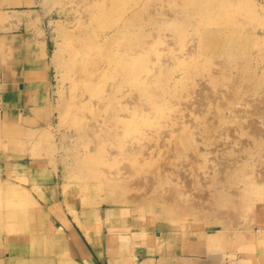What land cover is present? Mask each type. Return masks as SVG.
I'll use <instances>...</instances> for the list:
<instances>
[{
	"label": "rangeland",
	"instance_id": "rangeland-1",
	"mask_svg": "<svg viewBox=\"0 0 264 264\" xmlns=\"http://www.w3.org/2000/svg\"><path fill=\"white\" fill-rule=\"evenodd\" d=\"M78 24L99 33L93 95L70 89L67 35ZM111 37L113 53L136 65L133 84L130 76L122 83L120 70L107 62L103 44ZM34 62L43 63L48 87L32 118L5 120L0 88V248L10 251L0 264H75L72 243L64 247L45 222H64L97 264L78 224L94 225L96 216L104 236L108 223L119 239L138 231L132 223L152 221L143 245L120 244L117 255L128 264L135 253L152 254L163 233L196 235L201 249L203 232L217 234L218 249L232 252L221 259L233 254L244 264H264V192L247 193L253 179L264 188V137L254 140L245 128L249 123L264 132V0H36L27 11L0 13V84L25 83ZM35 87L26 89L33 94ZM23 106H10V115ZM206 121L215 123V144L199 140ZM110 126L120 132L115 140H107ZM183 128L199 138L177 158L164 154L172 163L164 167L169 179L159 177L143 196L135 182L155 170L162 176L157 166L164 161L155 154L162 142L164 150L173 146ZM131 131L145 137V153L133 156L139 175L127 187L121 174L136 149L127 142L136 136ZM144 161L154 162L147 168ZM190 204L196 207L181 211ZM34 211L42 215L32 218Z\"/></svg>",
	"mask_w": 264,
	"mask_h": 264
},
{
	"label": "bare ground",
	"instance_id": "bare-ground-1",
	"mask_svg": "<svg viewBox=\"0 0 264 264\" xmlns=\"http://www.w3.org/2000/svg\"><path fill=\"white\" fill-rule=\"evenodd\" d=\"M11 1L12 0H7V2L12 3ZM18 2H19V0H18ZM78 25L75 28V30H73L72 32H70L67 35L68 37H67L66 48H67V53H68V60L67 61H68V66H69L70 89H71V91H76L77 93L78 92L81 93V95H83V94H89L90 95V94L94 93L96 90V87H98L97 81H98V77L100 74L99 71H97V67H96V63H95V55H96L97 50L99 49V45H98L99 44L98 43V39H99L98 34L99 33L97 34L95 30H90V29L88 30L87 27L89 25L86 26V28H85V24H81V25H84V27L80 26V24H78ZM95 25L98 26L97 24H95ZM94 27H93V29H95ZM103 27L105 28V26H103ZM98 29H99V26H98V28H96V30L98 31ZM107 29H105V31H107ZM102 30H104V29H102ZM102 32L104 34V31H102ZM104 37H105V35H104ZM111 40H112V37L109 38L108 40H105V42L103 44L105 46H109L108 48H106L105 46L102 45L104 47V49H107L103 52L107 57V62L110 63L111 66H114L113 68H115V69L118 68L120 70V71H118L116 69L118 71V73L121 72V74H122L121 78H120L121 81H123L122 83H124L126 81V78L128 76H130L131 78H129L128 82L130 84H133V78L136 75L135 73H137L136 65H134L133 63L127 64L126 60L121 55H119L117 57L116 54L113 53V49H115L116 47L112 49V47H110V45H108V44H111V42H112ZM113 40H114V38H113ZM103 41H104V39H103ZM114 41H113V43H114ZM103 47H101V48H103ZM101 48H100V50H102ZM125 50H124V52H125ZM122 51H123V47H122ZM56 60L57 59L54 56V58L52 59V62L55 64ZM88 97H90V96H88ZM234 100H236V99H230V100H227V102H228V104H232V102ZM240 113H244V115L246 116L247 112L242 111ZM179 118H180V116H179ZM177 122H180V121H177ZM122 123H123V126L121 127V124H120L119 131L121 128H122L121 130H124V125L127 122H122ZM214 124L206 121L205 128L207 130V134L204 136L200 135L201 139H199L202 143H207V144H215L216 143V137L217 136L216 137L214 136V130L216 129ZM242 125H243V123H242ZM191 126L193 128L196 125L193 126V124H191ZM117 127H118V125H117ZM131 127L132 126L130 125L129 128H131ZM189 128H191V127H189ZM245 128H249L247 130V134L251 135L254 140H259L260 138L264 137V132H260L259 130H257L254 127V125H251L248 123ZM130 130H132V128ZM117 131L118 130H113V126H110L109 131L107 130V140L108 139L115 140L116 136L119 135V133L121 132L120 131L117 133ZM175 131H177V130H175ZM124 133H126V132H124ZM132 133L133 132L131 131V133H129V134H132ZM133 134L136 136H134V138H132L131 135L130 136L128 135V137H131L132 139L129 140V138H127V142H131L132 144H134L136 149H133V148L130 149V156L128 157L129 165L122 167V168H125L126 172L121 174L123 176V182H125L127 187L130 186V181H128L127 179H129L131 177H136L137 175H139L138 169L135 167V164L133 163V156L142 157V154L145 153V151H143V149H142L143 144H141L142 139H144L145 137L141 133L135 132ZM218 134H220V133H218ZM221 134L223 136V133H221ZM123 135H125V134H123ZM195 135H197V136L195 137ZM198 135L199 134L195 133L191 129H187V128L184 129L183 128L182 131H180V132H178V134L174 135L173 140L170 142L173 144V146L167 147V149L165 148V150H164L165 143L162 142L160 144V146L163 147L162 153L158 154V155L155 154V155L158 157L157 158L158 161H162V162L164 161L163 165L157 166L158 167L157 169H162V172H161L162 176H160V173H157V170H155L154 172L151 173L150 176L143 175L142 178L137 179V181L135 182L136 186H141L144 188L145 192L143 193V196L146 195L147 193H149L151 191V189H153L154 186L159 183V182L156 183V181L159 180L158 179L159 177H164V179H169L170 174L165 173L164 167H167V164H172V163H171L170 158L167 159V157H165L164 154L166 152L171 151V152H173V158H177V156H179L180 153H182V151L184 149H186V148L189 149L191 146H193L192 144L195 142L196 139L199 138ZM226 136H230V135L227 134ZM111 146L114 147L115 144H112ZM211 146H213V145H211ZM182 148H183V150H182ZM183 152H185V151H183ZM153 162L154 161H144V166L149 168V164H151ZM197 168H204V164H201ZM143 170H144V168H143ZM124 175H127V177H125ZM176 176H177V174H176ZM195 179H196V182H198V179L197 178H195ZM261 179H259V180H261ZM118 183H121V182H119L118 180H114V184L117 185ZM247 184L250 185V189H249V191H247V193L249 195L254 196V195L263 194L264 188L257 185V179L250 180V181H248ZM168 192L171 193L170 190ZM142 197L136 198L134 200L135 203L140 201L139 205L142 204L141 203ZM148 203H149V201H148ZM193 206L196 207V205L190 204V205L182 208L181 211L185 212L189 208H192ZM71 213L74 216V213L73 212H71ZM41 215H42V212L40 214V211H38L36 213L34 211V213L30 214V216L32 218H35V219H38L39 216H41ZM95 218H96V222L94 225L83 224L82 221H78V224L80 225L79 231L81 233L82 238L84 239L86 244L90 247V249L94 253L96 259L100 262L105 261V258H106L105 253L107 252V254L110 257L109 260L111 263V258H112L111 253L113 256H115V254H120V252H121V251H118L119 249L122 248L120 246V244L126 243V245H128V246L133 245V248H135L136 246L143 245L145 242L141 243V241H143L144 239H148L150 237V234H148V232L144 231V230H146V228L149 227L148 225L151 224V222H152L151 220L143 219L142 221L137 222L136 224L132 223V228L134 230H138V231L130 232L129 235L131 237L129 236V237H124V239H119L118 232H116L115 229H112V225H109L108 223H107V225H108L107 235L104 236V234L101 232V221H100L99 217L96 216ZM44 224L46 227H48L52 231V233H55L58 236L61 235L62 238L60 237L59 239H60L61 243H63L64 247L69 248L70 243H72L73 248L75 249L74 250L75 256L72 259L73 263H75V264H92L91 258L87 254H89L91 257H93V256L88 251L87 252L84 251V249H86V247L84 249L82 248V246L79 242L81 240H80V238L76 232H75L76 236L73 234H70V236H69L66 229H65L66 225L64 224V222H63V225H62V223H58V224H54L52 226L50 223H47V222H45ZM47 231H48V229H47ZM66 234L70 238V240L67 239ZM263 236H264V231L262 230L261 239L263 238ZM140 238H142L143 240ZM104 248H105V251H104ZM138 254L143 255V254H145V252L144 251L139 252ZM136 257H137V255L133 254V258L131 259L130 262L131 263L134 262V258H136ZM143 263L146 264V260H144ZM15 264H16V261H15Z\"/></svg>",
	"mask_w": 264,
	"mask_h": 264
},
{
	"label": "crops",
	"instance_id": "crops-1",
	"mask_svg": "<svg viewBox=\"0 0 264 264\" xmlns=\"http://www.w3.org/2000/svg\"><path fill=\"white\" fill-rule=\"evenodd\" d=\"M10 4L7 0H0V13L7 10H15V12L27 11L28 9H32L36 7V0H12ZM16 4H15V3ZM18 2V3H17ZM21 2V3H20ZM43 67V69L41 68ZM27 75L28 80L25 83H9L7 80L6 83L0 84V88L4 89L5 96L4 98V106L3 109L0 105V109L2 108L4 111V119L8 121H12L14 118L18 121H22V119L32 118L31 109L32 106H39L45 104V95L47 90V78L44 75V65L41 62H34L32 67H29L27 71L24 72ZM37 75V76H36ZM14 81V80H13ZM34 84L38 86L35 87V92L32 94L26 88L28 85ZM16 87L17 90H16ZM2 92H0V102L2 101ZM12 98L15 101H12ZM36 101V103H35ZM3 103V102H1ZM23 104L24 106L19 109V112L16 115H10V106H17ZM27 104V105H26ZM28 107V109L26 108ZM1 109V110H2ZM0 110V112H1ZM25 110H30V115L23 117L22 113ZM7 113V116H5ZM2 114L0 113V119ZM30 120V119H29ZM31 127V126H30ZM26 163V161H25ZM1 167V165H0ZM68 217V216H67ZM72 221V220H70ZM71 227L77 230L76 224L72 221ZM106 232V230H105ZM163 233V232H160ZM178 233L173 236L165 237L163 233L162 237L158 239L160 243L155 244L152 254L148 257L142 259L141 255L135 253L137 255L136 261L132 262L133 264H145L143 263L146 260V264H244L247 260H237L235 256L230 255L228 259H221L219 254L222 256L223 254H229L232 252H221L218 249V245L220 243L219 236L217 234H209L205 236V232H203V238L205 239V243H203L202 248L200 249V243H198V239L196 235H180ZM165 237V238H164ZM143 238V237H142ZM85 243V242H84ZM86 244V243H85ZM199 244V246H198ZM87 248L90 250V247L86 244ZM147 246V245H146ZM108 250V249H107ZM7 251V252H6ZM4 253V255H3ZM10 251L4 246L2 249L0 248V257L5 260ZM237 253V257H240L242 252ZM245 253V252H244ZM106 260L104 262H100L95 258L97 264H128L123 259L124 257L115 254L114 261L109 260V255L107 252L105 253ZM108 256V257H107ZM120 260H119V259ZM225 258V257H224ZM142 259V260H141Z\"/></svg>",
	"mask_w": 264,
	"mask_h": 264
}]
</instances>
